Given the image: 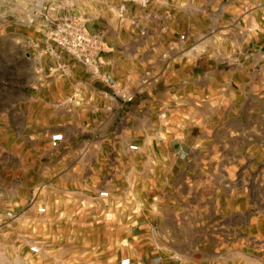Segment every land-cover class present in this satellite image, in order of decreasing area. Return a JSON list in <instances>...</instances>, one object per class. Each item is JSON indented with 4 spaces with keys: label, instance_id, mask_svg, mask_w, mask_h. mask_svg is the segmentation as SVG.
Returning <instances> with one entry per match:
<instances>
[{
    "label": "rangeland",
    "instance_id": "obj_1",
    "mask_svg": "<svg viewBox=\"0 0 264 264\" xmlns=\"http://www.w3.org/2000/svg\"><path fill=\"white\" fill-rule=\"evenodd\" d=\"M118 3L0 0V264H120L129 247L138 246L141 225L167 227L180 221L171 213V198L180 200L186 194L218 196L220 203L209 205H220L222 212L228 210L230 198L237 210V246L260 243L262 222L264 226L261 59L246 58L243 33H237L242 39L237 45L222 37L215 103L207 96L212 92H203L196 104L173 108L172 120L165 116L157 123L158 137L150 146L163 147L164 141H157L165 135L183 138L192 149L189 162L204 165L191 176L195 182L181 185L185 173L174 180L166 171L167 156L135 155L123 163L121 146L103 139L108 126L90 125L84 121V108L70 102L72 84L85 83L84 65L45 40L53 22L72 14L87 18L89 27L102 35L116 36ZM101 19L109 22L105 31L98 27ZM234 49L241 55L229 59ZM58 131L65 133L66 140L54 146L51 136ZM133 168L139 184L122 185L124 178L132 182ZM101 190H109L110 196L100 197ZM134 207L137 217L132 215ZM245 211L253 218V227L245 224ZM195 217L189 212L187 223ZM168 237L179 240L175 235L162 236ZM199 238L190 235L191 241ZM34 245L39 252L32 251Z\"/></svg>",
    "mask_w": 264,
    "mask_h": 264
},
{
    "label": "crops",
    "instance_id": "obj_2",
    "mask_svg": "<svg viewBox=\"0 0 264 264\" xmlns=\"http://www.w3.org/2000/svg\"><path fill=\"white\" fill-rule=\"evenodd\" d=\"M133 8L128 11L129 20L116 23V36L103 35L105 46L99 62L102 71H109L134 94V100L128 103L115 96L105 81L98 80L84 66L85 83L72 84L70 102L84 108V121L88 120L90 125L108 126L103 139L121 146L123 163L135 155L167 156L169 175L175 180L185 173L186 181L182 180L181 185H191L195 182L191 176L204 165L189 162L192 149L184 144L183 138L176 140L165 135L157 141L163 140V147L150 146L158 137L157 123L165 116L172 120L173 108L196 104L203 98V92H212L207 96L215 103V92H220L222 37L237 45L242 40L237 33H243V42L251 49H247L246 58H260L264 74V0H162L145 7L134 4ZM131 17L137 21L134 23ZM106 20L101 19L98 27H109ZM226 31L228 34H221ZM182 33H187L186 40L180 39ZM238 55L241 54L234 49L228 58L236 59ZM131 143L139 144L143 152L131 150ZM136 171L137 168L132 169V182L124 178L122 185H138L140 176L137 177ZM171 200V213L180 221L167 227H161L160 223L141 225L138 246H130L128 250L130 264H264L263 222L260 243L244 242L237 246V210L231 206L230 198L225 212L220 205L217 208L209 205L220 203L218 196L186 194L180 200L176 196ZM191 211L196 217L189 224L186 220ZM132 215L138 216L135 207ZM247 215L245 211V224L253 227V218ZM194 233L201 239L191 241L190 235ZM169 235L179 240L162 238Z\"/></svg>",
    "mask_w": 264,
    "mask_h": 264
},
{
    "label": "built area",
    "instance_id": "obj_3",
    "mask_svg": "<svg viewBox=\"0 0 264 264\" xmlns=\"http://www.w3.org/2000/svg\"><path fill=\"white\" fill-rule=\"evenodd\" d=\"M162 0H119L118 15L121 21L130 19L129 5L136 4L148 6L151 3H161ZM135 23L137 20L131 17ZM48 27L45 34V40L49 45L61 48L69 52L73 57L79 60L92 74L101 77L112 89L113 94L124 102H132L135 98L134 94L122 86L110 73L103 72L99 62L100 55L104 49L105 43L103 35L94 31L88 25V20L75 14L71 16L57 19ZM181 40L187 39V33L180 34ZM65 140L63 132L58 131L52 134L51 141L54 146H58ZM131 150L138 151L140 145L137 143L129 144ZM100 197L107 198L110 196L109 190H101ZM32 251L39 252L40 247L34 245ZM122 264H130L131 257L126 256L121 260Z\"/></svg>",
    "mask_w": 264,
    "mask_h": 264
}]
</instances>
